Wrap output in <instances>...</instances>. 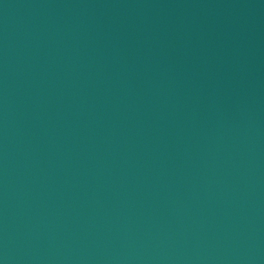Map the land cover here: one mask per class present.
Listing matches in <instances>:
<instances>
[{"label": "water", "instance_id": "1", "mask_svg": "<svg viewBox=\"0 0 264 264\" xmlns=\"http://www.w3.org/2000/svg\"><path fill=\"white\" fill-rule=\"evenodd\" d=\"M0 264H264V0H0Z\"/></svg>", "mask_w": 264, "mask_h": 264}]
</instances>
